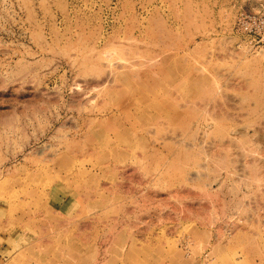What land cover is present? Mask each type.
<instances>
[{
  "label": "rangeland",
  "instance_id": "obj_1",
  "mask_svg": "<svg viewBox=\"0 0 264 264\" xmlns=\"http://www.w3.org/2000/svg\"><path fill=\"white\" fill-rule=\"evenodd\" d=\"M261 11L0 0V264H264Z\"/></svg>",
  "mask_w": 264,
  "mask_h": 264
},
{
  "label": "built area",
  "instance_id": "obj_2",
  "mask_svg": "<svg viewBox=\"0 0 264 264\" xmlns=\"http://www.w3.org/2000/svg\"><path fill=\"white\" fill-rule=\"evenodd\" d=\"M236 29L252 41L257 42L256 40H258L259 43L264 42V11L240 13L237 19Z\"/></svg>",
  "mask_w": 264,
  "mask_h": 264
},
{
  "label": "bare ground",
  "instance_id": "obj_3",
  "mask_svg": "<svg viewBox=\"0 0 264 264\" xmlns=\"http://www.w3.org/2000/svg\"><path fill=\"white\" fill-rule=\"evenodd\" d=\"M107 73V72H106ZM263 107V106H262ZM260 132V131H259ZM263 136V135H262ZM220 238V237H219Z\"/></svg>",
  "mask_w": 264,
  "mask_h": 264
}]
</instances>
